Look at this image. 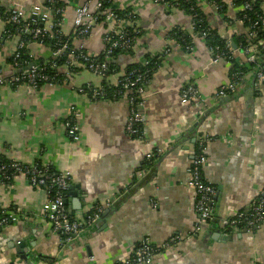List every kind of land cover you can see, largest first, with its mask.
<instances>
[{"label":"crops","instance_id":"0c3cea01","mask_svg":"<svg viewBox=\"0 0 264 264\" xmlns=\"http://www.w3.org/2000/svg\"><path fill=\"white\" fill-rule=\"evenodd\" d=\"M37 1L0 0V7L27 13ZM61 1L65 6L62 33L66 36L73 29L75 7L86 0ZM114 3L119 9L131 8L137 13L135 24L141 31L130 50L113 60L117 70L125 71L148 55L158 56L141 107L146 140L126 134V98L95 102L77 91L84 85H101V80L85 69L64 85H42L32 94L23 87L0 85V158L23 164L48 163L57 172H68L71 180L65 203L73 218L83 219L95 206L103 209L102 215L106 213L71 243L62 245L39 215L45 200L42 189L30 186L22 177L11 185L0 184V208L16 205L27 217L0 231V260L6 259L0 264H10L12 255V264H42L47 263L45 259L52 264H114L129 257L143 242L160 245L175 236L179 242L154 255L150 264H264V224L233 234L222 226L223 219L247 209L264 187V83L255 90L251 71L234 94L215 97L214 92L230 81L232 64L245 62L240 48H231V62H213L204 43L191 35L188 14L153 0ZM196 3L220 36L231 40L245 32L239 22L223 23L206 0ZM261 9L264 14V1ZM4 26L1 16L0 33ZM176 27L189 33L191 51L170 37ZM107 31V26L99 25L84 41L72 38V45L90 57L99 56ZM16 44L14 38L0 47L4 79L13 74L7 61ZM165 47L170 48L168 55L162 54ZM28 49L37 60L51 56L45 46L31 44ZM119 72L108 78L110 83L116 82ZM189 84L195 86L200 98L183 104L180 90ZM71 112L78 115L80 139L76 143L67 137L64 126ZM199 134L211 137L202 171L215 193L212 221L193 233L195 195L187 182ZM152 148L161 153L150 165L145 154ZM17 250L26 252L27 261L19 259Z\"/></svg>","mask_w":264,"mask_h":264},{"label":"built area","instance_id":"2783aa9c","mask_svg":"<svg viewBox=\"0 0 264 264\" xmlns=\"http://www.w3.org/2000/svg\"><path fill=\"white\" fill-rule=\"evenodd\" d=\"M153 1L166 8L179 11L178 4L175 2L176 0L172 1V3L167 0ZM206 1L207 3H210L218 14L221 15L223 10L226 11L225 15H221V18L222 22L228 26L236 23V21H234L236 13L250 10V4L247 2L243 3L240 7H235V0ZM58 2L62 1L38 0L29 8L27 13L18 8L8 10L4 22V29L0 33V47H2L6 41L14 38L17 39V44L11 55L12 63H9L13 74L9 78L4 79L2 78V69L0 68V85L8 86L10 88L23 87L27 94H32L42 85H64L72 76V68L76 67L75 65L77 61H81L84 69L98 77L101 80V84L106 82L107 85L113 87L114 91L112 98L120 97L127 99L129 115L125 126L126 134L130 138L134 137L137 140L145 142L146 132L144 128L146 119L141 111V107L144 103L146 86L148 84L147 75L149 70L147 67L149 62L143 59L139 62L142 69L135 70L131 73L125 74L124 71H120L115 83H110L108 80L109 77L107 78L106 75L109 64L113 62V54L116 51H126L130 49L133 44V38L129 37L125 30L126 26L131 24L115 13V10L119 8L114 3V0H86L84 3L77 5L74 9L73 29L69 34L71 35L69 40L71 46L75 49L81 50V47L76 48L72 45V38L74 40L84 41L90 36L93 29L99 25L107 26L108 31L103 39V60L97 61L82 52L76 54L73 51V48L69 50L67 42L60 41L54 44V49H49L51 56L46 59L47 63L44 65H38L37 59L30 54L28 49L29 45L36 44L38 46H44V37H52L53 33L54 37L57 35L65 36L62 33L65 6L56 7ZM106 4H109V6L105 7ZM52 10H54V14L61 15V20L54 21ZM230 12H233V15H231ZM129 16V20L136 19L137 13L131 9ZM243 19L249 23L248 38H254L257 34V29H261L262 32H264V18L261 16H258L255 20H250L243 15ZM6 25L14 26L16 32L13 34L10 30H7ZM57 26H61L59 31L56 30ZM191 29H193L192 23ZM210 29L213 28L209 26L207 29H202L197 35V38L200 39L205 46L208 37L211 36ZM215 30L217 31V34L220 35L218 30ZM23 35L29 36L30 42L28 45L25 43ZM224 39L226 40L225 51L219 46H206L212 56L213 62L219 60L229 61L232 59L230 40L226 38ZM24 48L28 49L29 58L34 61L26 67H23V65H27V62L24 61L22 65L18 62L20 52ZM185 50L189 52L192 48L186 46ZM68 51H70L69 54H67ZM261 51H264V39L261 40L258 45L247 44L245 47L240 48V52L245 58V62L255 63L252 70L254 77L253 88L255 90L264 83V61L260 59ZM169 52L170 48L165 47L162 54L168 55ZM64 55H68V61H66V63L69 65H65L66 67L62 70L63 74L62 76L60 75L61 79H59L57 75L50 76L46 74L45 65H49L51 70H61V67H59L56 62H53V59H58ZM51 60L52 62H50ZM245 75L246 74H243L242 72L233 73L230 77V81L220 86L214 92V96L217 98H223L234 94ZM77 91L86 95L91 101H96L98 98L106 96V92L101 85L99 87L84 85L79 87ZM199 98L200 95L193 85H186L180 90V100L183 104L196 101ZM64 126L67 137L70 141L73 143L78 142L80 139V129L78 115L75 112L70 113ZM210 141L211 137L207 134H199L197 136V151L193 156L188 170L189 179L187 184L193 190L195 195L194 213L197 216V222L194 225L193 233L201 231L202 226L211 222L213 219V211L210 204L212 203L215 190L214 187L205 180L202 171L207 162L205 154L206 146ZM160 153V149H149L145 154L146 162L148 164L151 163L155 158L154 156H158ZM7 170L11 171L10 176L5 174ZM0 174L6 180L22 177L30 186L44 191L45 200L41 205L39 215L50 225L51 232L59 237L62 245L71 243L87 226L98 221L102 215L103 209L100 206H95L83 219L78 220L73 218L68 212L64 197V194L70 187V174L68 172L62 173L50 171V164L48 163L26 164L24 166L23 163L12 161L8 167L0 164ZM108 202L109 201L106 202L107 205ZM25 218L27 217L19 206L14 205L8 208H1L0 231L8 225L23 221ZM262 224H264V187L251 201L247 209L239 211L233 217L222 220L223 229L226 233L229 232L230 234L242 230L250 232L259 228ZM189 238L190 235L187 239L190 240ZM178 242L179 238L177 236L170 237L160 245H151L143 242L133 250L129 257L122 261H116L114 264H150L154 255L174 247Z\"/></svg>","mask_w":264,"mask_h":264},{"label":"trees","instance_id":"16d2710c","mask_svg":"<svg viewBox=\"0 0 264 264\" xmlns=\"http://www.w3.org/2000/svg\"><path fill=\"white\" fill-rule=\"evenodd\" d=\"M168 2L172 3V1L174 0H167ZM210 2L212 1H219V0H209ZM264 1V0H263ZM263 1H253V0H235L234 6L235 7H240L241 5H243V3L247 2L250 4V10H244L243 12H238L236 13L235 17H234V21L236 22H240L243 29H244V33L240 34L239 36H232L231 40L233 41L234 45L237 48H243L245 47L247 44H256L258 45L259 42L261 40L264 39V32H262L261 29H257V34L254 38H248V28H249V23L243 19V15L246 16V18L250 19V20H255L258 16H261L262 18H264V14L262 12L261 9V3H263ZM178 4V9L179 11H182L183 13H186L190 16L191 19V23L193 24V29L191 32L192 36H196L198 35V32L201 31L202 29H207L209 28V25L207 24L206 18L204 16V14L200 11L199 7L197 6L196 0H176L175 1ZM59 6H64V4L62 2H58V4L56 5V7ZM109 4H106L105 7H108ZM53 11V16H54V21L57 20H61V15L60 14H54V10ZM8 11L3 10V8L0 7V17L2 16L4 22L7 16ZM131 12V8H126V9H117L115 10V13L117 15H119L120 17H123L125 21L130 22L131 25L126 26L125 30L127 32V34L129 35V37L133 38V43L134 41L137 39V37L141 34V31L137 28L136 26V19H128L130 18L129 13ZM226 11L223 10L221 15H225ZM6 29L10 30V32H12L13 34L16 32V28L14 26H8L6 25ZM61 29V26H57L56 30L59 31ZM211 31V36L208 37L207 39V43L206 46H219L222 50L225 51V44H226V40L221 37L220 35L217 34V31L215 29H210ZM171 38L177 43L179 44L184 50L186 46H190L192 47V39L189 36V33L186 32L185 30H182L180 27H176L174 28L171 32ZM70 38L71 35L68 36H55L54 37V33L52 35V37H44L43 38V45L47 48H49L50 50L54 49V44L58 41L60 42H67L68 46H69V50H71L73 47L71 46L70 43ZM23 39L25 41V43L28 45L30 42L29 36L27 35H23ZM25 44V45H26ZM26 45V46H27ZM131 48V47H130ZM130 49L126 50L129 51ZM73 51L77 54L78 52H82L84 54H87L85 50L81 49H75L73 48ZM126 51H116L113 54V60L117 57V55L124 53ZM70 51L67 52V54H69ZM75 54V55H76ZM88 55V54H87ZM92 59H95L97 61H101L103 60V53H101V55L96 56V57H91ZM158 56H146L144 58V60L149 62V65L147 67V69L149 70L148 75H147V83H149L150 78L152 76V74L154 73L157 64H158ZM260 59L262 61H264V51L260 52ZM232 59H230L229 61L231 62ZM27 62V65H23V67L28 66L29 64H31L32 62H34L32 59L29 58V51L28 49H22L20 52V58L18 59V62L20 63V65L23 64V62ZM66 61H68V55H64L58 59H53V62H56L57 65L59 67H61V70L59 71H55V70H51L49 65H45L46 70L45 73L48 75H57V77L59 79H61L62 76V70L64 69V67H66L65 65H69L66 63ZM37 64L38 65H44L47 63V60L44 59H38L37 60ZM52 62V60L50 61ZM7 63H12V58H10ZM70 63V62H69ZM76 67L72 68L73 72H72V76L73 74H75L76 72L84 69L83 63H81V61H77ZM255 66V63H242L241 65H233L232 64V68H231V74L233 73H237V72H242L243 74H247L249 72H251L253 70ZM118 68H116V65L114 64V62H111L108 66V71H107V78L110 77L112 74H114L116 71L117 73L119 72V70H117ZM142 69L141 65L139 63L137 64H133V65H129L128 67H126L124 73H131L135 70H139ZM15 73V71H14ZM17 74V73H16ZM61 75V76H60ZM71 76V77H72ZM148 85V84H147ZM103 90L106 92V96L105 97H100L98 98L95 102L98 101H110V102H115L119 99H121L120 97H116V98H112V94H113V87L109 86L106 84V82H103L101 84ZM147 87V86H146ZM133 139H135L134 137H131ZM197 145V142H196ZM197 147V146H196ZM197 151V148H196ZM196 154V153H195ZM194 154V155H195ZM159 156V155H158ZM157 155H155L154 159L151 161V163H149L150 165L154 162V160H156L158 158ZM11 160H5L3 158H0V164L5 165V166H9V164L11 163ZM34 164H40V162H36ZM24 166L26 164H23ZM28 166V165H27ZM50 171H55L52 167H50ZM5 174L7 176H10L11 171L7 170L5 172ZM14 182V179L10 178L8 180H6L4 177H2V175L0 174V184L3 185H11ZM68 192V191H67ZM67 192L64 194V197H66ZM0 216H1V208H0ZM253 231V230H252ZM139 246V245H138ZM137 246V247H138ZM47 261L48 264H52V261L50 259H45Z\"/></svg>","mask_w":264,"mask_h":264},{"label":"water","instance_id":"95a60500","mask_svg":"<svg viewBox=\"0 0 264 264\" xmlns=\"http://www.w3.org/2000/svg\"><path fill=\"white\" fill-rule=\"evenodd\" d=\"M230 46H231V48H232L234 51L237 50V47L234 45V43H233L232 40H230ZM210 205L212 206V203H211ZM105 214H106V213H104V214L102 215V218L105 217ZM218 236H219V235H217V237H218ZM16 253H17L19 259H21L22 261H27V257L25 256V253H26L25 251H24L23 254H22V252H18V250H17ZM0 261L4 263V262L6 261V259L3 257V259H1ZM13 261H14V255L11 256L10 264H12ZM28 262H29V261H28Z\"/></svg>","mask_w":264,"mask_h":264}]
</instances>
